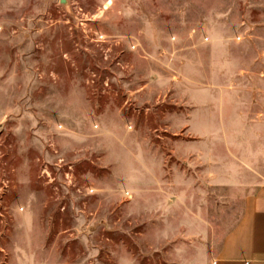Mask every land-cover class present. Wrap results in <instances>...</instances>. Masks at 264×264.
I'll use <instances>...</instances> for the list:
<instances>
[{
    "label": "rangeland",
    "instance_id": "obj_1",
    "mask_svg": "<svg viewBox=\"0 0 264 264\" xmlns=\"http://www.w3.org/2000/svg\"><path fill=\"white\" fill-rule=\"evenodd\" d=\"M264 184V0H0V264H212Z\"/></svg>",
    "mask_w": 264,
    "mask_h": 264
},
{
    "label": "crops",
    "instance_id": "obj_2",
    "mask_svg": "<svg viewBox=\"0 0 264 264\" xmlns=\"http://www.w3.org/2000/svg\"><path fill=\"white\" fill-rule=\"evenodd\" d=\"M212 264H264V184L247 195L242 214Z\"/></svg>",
    "mask_w": 264,
    "mask_h": 264
}]
</instances>
